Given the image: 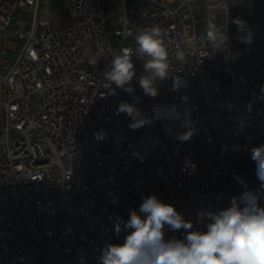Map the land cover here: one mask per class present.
<instances>
[{"label":"built area","instance_id":"2783aa9c","mask_svg":"<svg viewBox=\"0 0 264 264\" xmlns=\"http://www.w3.org/2000/svg\"><path fill=\"white\" fill-rule=\"evenodd\" d=\"M54 3L0 0V264H98L102 248L127 234L115 235V218L126 221L145 195L203 227L197 213L231 205L264 133V0H66L64 18ZM209 24L226 38L219 46ZM152 26L162 29L170 77L145 95L134 56V95L108 94L112 50L134 49ZM121 101L165 115L134 137ZM186 120L195 132L180 141Z\"/></svg>","mask_w":264,"mask_h":264},{"label":"clouds","instance_id":"9594fccd","mask_svg":"<svg viewBox=\"0 0 264 264\" xmlns=\"http://www.w3.org/2000/svg\"><path fill=\"white\" fill-rule=\"evenodd\" d=\"M214 33L213 26L209 24L207 38L211 44L219 46L226 38ZM244 42L250 43L251 37H245ZM135 45L134 49L112 50L102 73L101 87L111 95L117 94L116 89L134 95L131 82L136 76L135 56L143 62L140 87L145 95L154 98L158 95L159 82L170 77L171 64L162 29L152 26L141 30L135 36ZM101 58L98 54L90 63H97ZM184 58V52L178 50L176 59L183 61ZM177 80L179 77H173L174 84ZM135 99L139 100L138 97ZM121 113L131 118L129 128L133 130L165 115L158 113L148 117L127 101L119 103L117 114ZM182 126H187V130L179 133L177 139L187 141L195 129L191 127L190 120ZM251 159L255 162V175L264 188V146L253 147ZM236 179L240 180L238 176ZM141 199L139 209L130 210L126 221L122 217L115 218V235L119 236L123 230H127V234L123 243H108L102 248L98 264H264V207L258 193L245 191L232 197L227 208L217 212H198L197 219L203 227H195L173 204L164 203L156 194L145 195ZM166 229L183 231L180 237L167 236Z\"/></svg>","mask_w":264,"mask_h":264},{"label":"trees","instance_id":"16d2710c","mask_svg":"<svg viewBox=\"0 0 264 264\" xmlns=\"http://www.w3.org/2000/svg\"><path fill=\"white\" fill-rule=\"evenodd\" d=\"M253 145L254 147L264 146V133L255 139ZM242 170L243 175L239 177L240 180L236 179L231 186L232 195L239 196L245 191L256 192L260 196L261 206L264 207V188H261V182L255 175V162L251 159V154L243 160Z\"/></svg>","mask_w":264,"mask_h":264},{"label":"rangeland","instance_id":"374dc122","mask_svg":"<svg viewBox=\"0 0 264 264\" xmlns=\"http://www.w3.org/2000/svg\"><path fill=\"white\" fill-rule=\"evenodd\" d=\"M54 7L59 11V16L60 18H64L66 16V12H67V3H66V0H55V3H54ZM259 11H260V8H259V5H257V8H256V13L254 16L252 17H249L246 19L247 23H251V22H254L258 19V16H259ZM235 15H239V16H244V12L241 11V12H234ZM22 15L27 18V19H30L31 18V15L29 13H23L22 12ZM201 30H203V27L199 28ZM8 47H9V53H10V58L11 60H14L15 58V55H16V44H14L13 42H8ZM129 124L130 122H127V126L129 127ZM131 129V128H130ZM134 137H138L139 134H140V129H137V130H133L131 129ZM263 133H259V136L262 135Z\"/></svg>","mask_w":264,"mask_h":264}]
</instances>
